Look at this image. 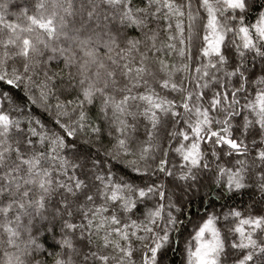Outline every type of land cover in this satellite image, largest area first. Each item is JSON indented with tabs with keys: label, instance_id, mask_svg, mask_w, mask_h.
I'll list each match as a JSON object with an SVG mask.
<instances>
[{
	"label": "snow or ice",
	"instance_id": "obj_1",
	"mask_svg": "<svg viewBox=\"0 0 264 264\" xmlns=\"http://www.w3.org/2000/svg\"><path fill=\"white\" fill-rule=\"evenodd\" d=\"M169 253L264 264V0H0V264Z\"/></svg>",
	"mask_w": 264,
	"mask_h": 264
},
{
	"label": "trees",
	"instance_id": "obj_2",
	"mask_svg": "<svg viewBox=\"0 0 264 264\" xmlns=\"http://www.w3.org/2000/svg\"><path fill=\"white\" fill-rule=\"evenodd\" d=\"M19 2H20V0H17V3H19ZM244 201L247 202V197H244ZM237 203H240L239 199L237 200ZM168 259L171 261V264H176L178 257H175V256H173L172 253H169Z\"/></svg>",
	"mask_w": 264,
	"mask_h": 264
}]
</instances>
